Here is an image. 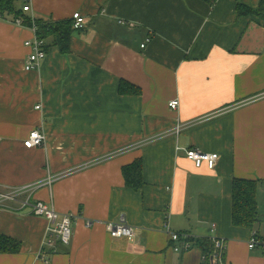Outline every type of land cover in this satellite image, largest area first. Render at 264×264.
<instances>
[{"label": "crops", "instance_id": "0c3cea01", "mask_svg": "<svg viewBox=\"0 0 264 264\" xmlns=\"http://www.w3.org/2000/svg\"><path fill=\"white\" fill-rule=\"evenodd\" d=\"M261 1L30 0L35 18L87 22L71 51L51 45L34 70L35 32L0 18V190L40 183L22 198L75 215L71 244L45 247V217L0 209V234L21 243L0 264H203L196 242L175 251L167 224L226 240L224 264H264V247L249 245L264 239V21L237 10ZM36 128L46 143L27 148ZM193 147L220 154L216 168H197ZM138 159L134 189L123 169ZM236 179L257 184L252 227L233 223ZM122 216L134 237L107 230Z\"/></svg>", "mask_w": 264, "mask_h": 264}, {"label": "built area", "instance_id": "2783aa9c", "mask_svg": "<svg viewBox=\"0 0 264 264\" xmlns=\"http://www.w3.org/2000/svg\"><path fill=\"white\" fill-rule=\"evenodd\" d=\"M24 10L29 13L32 12L30 0H26ZM32 17L33 20H35V17L33 15ZM72 19H74V26L76 29L81 30L86 27V17L81 12H75ZM16 23L20 26H23V22L21 19H18ZM31 29L35 32V37L25 42L26 46L31 48V52L29 53L25 64L26 70H34L40 68L42 61L47 57L48 53L46 48L47 41L38 37L36 25L34 24V27H32ZM147 41H150V39H147ZM146 45V43H143L142 47H145ZM169 105L172 109H178L180 100L174 99L169 103ZM40 107L41 106H37V108ZM46 140V133L36 128L31 131L29 137L25 140L24 143L27 148H34L38 146H44ZM187 158L193 161L197 168H201L205 165L209 169L213 170L216 168L218 161L220 160V154L205 152L199 148L193 147L187 150ZM40 187H42V184L35 183L26 186L11 187L6 188L5 190H0V209H11L12 203L20 204L23 207H30L32 208L34 214H36L37 216L45 217L48 220L47 238L45 240V243L43 244L45 247H53L55 245V239H60L66 245L71 244L74 233V214L66 213L61 215L60 212L56 210L53 204H49L41 200L37 202H31L30 198H22V195L24 193L28 192L32 195V193ZM88 224L90 226L93 224V222L89 221ZM106 227L113 237H134L136 234L135 228L127 222L125 216H122L119 222H107ZM166 227L170 234L171 241L178 243V245L174 246L175 251H189V249L193 247V243L198 239L190 232L173 231L169 224H167ZM211 240L214 242V246L216 249L215 255L217 260L221 264H224L225 251L227 248L226 240L218 237H213L211 238ZM249 245L250 248H256L257 246L264 247V239H261L258 234L254 232L252 234ZM39 256L44 262H50V256L45 251V248H43V250L39 253Z\"/></svg>", "mask_w": 264, "mask_h": 264}, {"label": "trees", "instance_id": "16d2710c", "mask_svg": "<svg viewBox=\"0 0 264 264\" xmlns=\"http://www.w3.org/2000/svg\"><path fill=\"white\" fill-rule=\"evenodd\" d=\"M21 6V0H0V18L12 17L16 22L21 19L23 26L37 27L38 37L47 41L46 48L51 45L58 46L62 53L71 51V39L76 29L74 19L52 21L42 18H34L24 10L26 0ZM210 3L216 0H207ZM239 16L255 15L264 21V0L258 8H250L244 4L238 5ZM126 183L129 187L140 189L144 184V165L142 160H136L133 164L123 169ZM257 184L249 180L236 179L234 181V209L233 223L239 226L252 227L260 221L257 202ZM197 246L205 254L203 264H221L215 255L216 249L211 239L203 238L195 241ZM21 249V243L14 238L0 234V253H16Z\"/></svg>", "mask_w": 264, "mask_h": 264}, {"label": "rangeland", "instance_id": "374dc122", "mask_svg": "<svg viewBox=\"0 0 264 264\" xmlns=\"http://www.w3.org/2000/svg\"><path fill=\"white\" fill-rule=\"evenodd\" d=\"M20 5H23V1L21 0V2H20ZM263 213H264V210H263Z\"/></svg>", "mask_w": 264, "mask_h": 264}]
</instances>
